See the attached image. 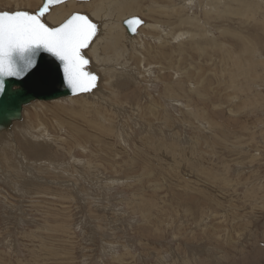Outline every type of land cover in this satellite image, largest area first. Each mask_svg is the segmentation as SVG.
Returning <instances> with one entry per match:
<instances>
[{
  "label": "rangeland",
  "instance_id": "obj_1",
  "mask_svg": "<svg viewBox=\"0 0 264 264\" xmlns=\"http://www.w3.org/2000/svg\"><path fill=\"white\" fill-rule=\"evenodd\" d=\"M89 1L42 21H95L96 89L0 136V264H264V0Z\"/></svg>",
  "mask_w": 264,
  "mask_h": 264
},
{
  "label": "snow or ice",
  "instance_id": "obj_2",
  "mask_svg": "<svg viewBox=\"0 0 264 264\" xmlns=\"http://www.w3.org/2000/svg\"><path fill=\"white\" fill-rule=\"evenodd\" d=\"M58 3L59 0H52ZM47 7L32 15L26 11L15 13L0 12V91H3L4 78L19 77L32 65L30 57H21L26 65L21 72L12 62L11 55L15 51L24 53L29 49L43 47L64 63V73L67 82L74 90H87L96 76L84 70L88 63L81 55L96 32V24L87 16L74 14L59 27H47L40 17ZM129 25L133 21H126Z\"/></svg>",
  "mask_w": 264,
  "mask_h": 264
},
{
  "label": "water",
  "instance_id": "obj_3",
  "mask_svg": "<svg viewBox=\"0 0 264 264\" xmlns=\"http://www.w3.org/2000/svg\"><path fill=\"white\" fill-rule=\"evenodd\" d=\"M69 1L87 2L89 0H59L58 3H54L52 0H43L41 7L35 14L39 13L42 8L47 7L45 14L40 17L42 22V18L50 13L51 7ZM74 14L83 15L80 13ZM71 16H69L63 23L70 19ZM129 20L133 21L131 25L126 23V21ZM143 22L144 21L140 18L129 17L123 21L122 25L130 36H135L138 29L143 26ZM97 29L98 28H96L95 35L92 37L89 45L81 50V55L83 54V51L88 49L91 45L96 36ZM22 56L30 57L32 60V65L26 72H24L26 65L24 60L21 59ZM11 60L17 65L19 70L24 73L19 77L11 76L4 78L3 91H0V136L4 132L10 130L14 123L22 121L23 108L32 102H51L62 98L88 94L93 92L98 85L99 77L95 75L96 80L92 82L91 87L87 90L81 88H76L74 90L69 86L65 77L64 63L51 52L45 50L42 46L29 49L24 53L15 51L11 55ZM88 63L84 66V70L88 66Z\"/></svg>",
  "mask_w": 264,
  "mask_h": 264
},
{
  "label": "bare ground",
  "instance_id": "obj_4",
  "mask_svg": "<svg viewBox=\"0 0 264 264\" xmlns=\"http://www.w3.org/2000/svg\"><path fill=\"white\" fill-rule=\"evenodd\" d=\"M43 1V0H42ZM132 1V2H131ZM139 0H112V5L114 6V10L115 11H121V15L125 12V11H128V10H133L134 9V6L137 4V3H140V2H142V0H140L139 2H138ZM90 2V1H89ZM95 2V0H93V1H91L89 4H92V3H94ZM76 4V3H75ZM80 4V3H79ZM72 5V4H71ZM82 5V4H81ZM111 5V6H112ZM103 6H104V4L102 3L100 6H98L97 7V10L96 11H94L93 12V16L94 17H96V18H98V16L99 15H101L102 16V18H105V17H103L104 16V12H103ZM140 6V5H139ZM60 8H62L61 6H60ZM62 10V9H61ZM137 10H138V8H137ZM57 12H60V11H58V10H56ZM110 12H112L111 11V7H110ZM131 13V12H130ZM249 14V13H248ZM56 16H54L53 15V20L54 21H60L61 20V18H62V16H60V15H58V14H55ZM50 16V15H49ZM86 16V15H85ZM89 18V17H88ZM90 19V18H89ZM141 19V18H140ZM125 20V19H124ZM123 20V21H124ZM143 20V19H142ZM92 21V20H91ZM123 21H122V23H123ZM43 22V21H42ZM93 22V21H92ZM95 22V21H94ZM147 24V23H146ZM46 25V24H45ZM143 26H145V22H143ZM143 26H141V27H143ZM49 27V26H48ZM98 28V27H97ZM122 29V28H121ZM126 30V29H125ZM140 31V30H139ZM127 32V31H126ZM119 33V32H118ZM137 33H138V31H137ZM98 34V29H97V33H96V37L98 36L97 35ZM123 35V34H122ZM116 36H118V35H113L112 34V36H111V39H112V43L110 44H108L107 46H109V45H114L116 42H117V38H119V37H117L116 38ZM130 36V35H129ZM135 36H137V34L135 35ZM134 36V37H135ZM131 37H133V36H131ZM110 38V37H109ZM95 39V38H94ZM121 39H122V37H121ZM96 42V41H95ZM93 43L94 45L91 47V49L93 48V50H94V47H95V45H97V42L96 43ZM121 44V43H120ZM117 49V46H115L114 47V50H116ZM95 52V51H94ZM83 56L85 57V54H83ZM99 66H100V64H99ZM90 67V64L88 63V66L86 67V69L88 70V68ZM92 73V72H91ZM94 74V73H93ZM99 77V76H98ZM84 95V94H83ZM68 98H70V97H68ZM63 99V98H62ZM65 100V99H64ZM69 100V99H68ZM60 104L61 103H56V105H55V111L56 112H59L60 114H62V115H66V109H59V110H57L56 108H61V106H60ZM157 105V104H156ZM164 105V104H163ZM219 107V106H218ZM218 107H217V109H218ZM23 112H24V108H23ZM159 112V111H158ZM197 114V113H196ZM159 115H160V113H159ZM163 115V114H162ZM35 116H38V114L37 115H35ZM150 116V115H149ZM153 116V115H152ZM150 118H151V116H150ZM158 118H159V116H158ZM162 120V119H161ZM72 121H74V120H72ZM153 121V120H152ZM191 122V121H190ZM31 123H32V121H31ZM157 123V122H156ZM154 124V123H153ZM159 124V123H158ZM61 125H63V126H66L64 123H62L61 122ZM38 127H39V125H38ZM19 128V127H18ZM21 128V127H20ZM23 128V127H22ZM61 128V127H60ZM40 129V128H39ZM21 130V129H20ZM29 131V130H28ZM31 132V131H30ZM11 133V132H10ZM25 133V132H24ZM30 134V133H29ZM19 136V135H18ZM2 138V137H1ZM149 138V137H148ZM150 139V138H149ZM153 140V139H152ZM151 140V141H152ZM169 140V139H168ZM153 142V141H152ZM146 144V143H145ZM156 145V144H155ZM162 146H163V143H162ZM146 147H148V146H146ZM154 147H156V146H154ZM157 147H159V146H157ZM156 147V148H157ZM178 148V147H177ZM159 149V148H158ZM176 149V148H175ZM161 150V149H160ZM174 150V149H173ZM156 151V150H155ZM175 151V150H174ZM173 153V152H172ZM174 154H175V152H174ZM178 161V160H177ZM175 162V161H174ZM177 163H179V161L177 162ZM180 165V164H179ZM172 167V166H171ZM201 169H202V167H201ZM204 170H206L205 168H203L202 169V171H204ZM180 172V171H179ZM193 172V170L192 171H189V173H192ZM195 173V172H194ZM201 177V176H200ZM207 177V176H206ZM202 178V177H201ZM208 180V179H207ZM212 182V181H211Z\"/></svg>",
  "mask_w": 264,
  "mask_h": 264
}]
</instances>
